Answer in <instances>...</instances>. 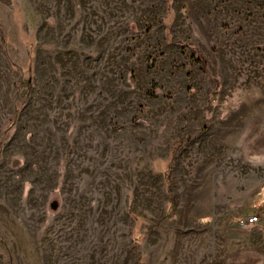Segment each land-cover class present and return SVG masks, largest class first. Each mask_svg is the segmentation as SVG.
<instances>
[{
    "label": "rangeland",
    "instance_id": "374dc122",
    "mask_svg": "<svg viewBox=\"0 0 264 264\" xmlns=\"http://www.w3.org/2000/svg\"><path fill=\"white\" fill-rule=\"evenodd\" d=\"M260 204L264 0H0V264H222Z\"/></svg>",
    "mask_w": 264,
    "mask_h": 264
},
{
    "label": "crops",
    "instance_id": "0c3cea01",
    "mask_svg": "<svg viewBox=\"0 0 264 264\" xmlns=\"http://www.w3.org/2000/svg\"><path fill=\"white\" fill-rule=\"evenodd\" d=\"M214 212L216 213L217 211L214 210ZM221 211H218V213H220ZM257 212H263L264 213V207H256L254 205H250L248 207H244L241 208L236 215L234 214V216L239 217L238 219L244 220L246 218H249L251 216H249L250 213H257ZM247 215V216H245ZM255 216H259V214H256ZM259 220H264V218H259ZM241 226V225H240ZM241 228H245V229H249L250 231H258L260 234H263L264 231V226L260 227L258 225V223L256 224H250V225H246V226H241ZM242 236H237L236 235V239H238V241L236 240V246L237 249H235L233 252L228 251V253H226L224 255V259H227V261L223 262L222 264H236L230 261V259L235 258V256H238L239 254H243L244 256H251L253 253H258L259 256H255L256 259L257 258H261V260H263L264 258V254L263 251H260L256 248V246L254 245L255 242H257V240L255 241V237H249L247 235H243ZM244 238V239H243ZM242 255V256H243ZM252 257V256H251ZM221 264V263H220ZM252 264V263H251ZM255 264H257V262H255ZM259 264H264L263 261L262 263Z\"/></svg>",
    "mask_w": 264,
    "mask_h": 264
},
{
    "label": "built area",
    "instance_id": "2783aa9c",
    "mask_svg": "<svg viewBox=\"0 0 264 264\" xmlns=\"http://www.w3.org/2000/svg\"><path fill=\"white\" fill-rule=\"evenodd\" d=\"M256 223H258V217L257 216H251L249 218H246V219L240 221L241 226H246V225L256 224Z\"/></svg>",
    "mask_w": 264,
    "mask_h": 264
},
{
    "label": "trees",
    "instance_id": "16d2710c",
    "mask_svg": "<svg viewBox=\"0 0 264 264\" xmlns=\"http://www.w3.org/2000/svg\"><path fill=\"white\" fill-rule=\"evenodd\" d=\"M192 58L194 59L195 62L200 64L202 67L205 65L204 61L196 54V51L192 48ZM167 182L170 181V176L168 175L166 177Z\"/></svg>",
    "mask_w": 264,
    "mask_h": 264
}]
</instances>
